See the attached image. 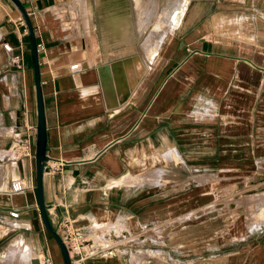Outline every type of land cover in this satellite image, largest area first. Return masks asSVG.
Listing matches in <instances>:
<instances>
[{"label":"crops","instance_id":"0c3cea01","mask_svg":"<svg viewBox=\"0 0 264 264\" xmlns=\"http://www.w3.org/2000/svg\"><path fill=\"white\" fill-rule=\"evenodd\" d=\"M18 1L41 46L48 221L61 239L66 218L108 245L82 264H264V190L248 225L219 228L211 216L226 184L264 182V0H187L146 57L151 17L139 28L142 0L122 4L132 28L114 36L102 33L112 11L105 2L100 14L99 0ZM19 15L0 0V195L17 208L0 206V264H10V246H29L36 258L56 245L40 221L33 155L12 154L25 138L34 151L36 122L32 48ZM13 179L22 193H10ZM226 229L244 233L219 255Z\"/></svg>","mask_w":264,"mask_h":264},{"label":"rangeland","instance_id":"374dc122","mask_svg":"<svg viewBox=\"0 0 264 264\" xmlns=\"http://www.w3.org/2000/svg\"><path fill=\"white\" fill-rule=\"evenodd\" d=\"M186 1L187 0H153L151 5H146L147 3H149L148 0H142L141 5L137 6V19H138L137 24L139 25V28H141L142 25L146 24L147 20H149L150 17L152 19V22H150L151 19L148 21L151 25H149L148 29L146 30L145 36L140 44V48L144 52V56H145L146 48L148 46L153 47L161 43L162 36L165 33V28L167 27L169 29L176 22V13L181 11ZM98 2H99L98 10L100 14H102V10H103L102 8H104L103 3L104 2L107 3V0H99ZM112 2L114 3L107 5L109 10H113L111 12L114 13H110V14H113L112 16H114L116 22L114 21L113 24H110L107 30L110 33H112L113 36L116 34L122 35L123 33L129 32V30H131L132 28L131 23L126 21L124 11L121 10L122 4L123 7L126 6L128 10L127 0H112ZM128 15H129V11H128ZM141 19H143V23ZM100 25L102 28L103 35L106 36L105 33L106 24L104 22H101ZM104 42L106 46L114 45L115 39H111V40L107 39ZM121 42L122 44H124L125 39L122 38ZM3 160L4 157L0 158V167L2 169L4 166L2 164ZM262 185H264V182H262L261 180L258 183L256 182L250 184L244 183L243 186L242 184L239 185L233 183L226 184L225 187L227 186V189H221V191H219L216 200V203H218L220 207L214 209L215 210L214 213L211 214V216L213 215L212 217L214 221L217 222V224L219 225V228H221L223 225H225L226 228H231L234 222H240L248 225L249 223L256 221L258 215H256L257 212H253V205L257 202L256 199L258 198V196H256L257 194L256 192L260 190H264L263 189L264 187H262ZM231 206L232 209L228 210L227 214H225L226 212L225 210H227ZM263 208L264 206L262 207V210ZM226 230L227 231L225 233L219 231V236H218L219 255L226 254L229 251H231L232 247H230L229 242L231 240L237 239L238 236H241L244 233L242 230L232 231V232L231 231L229 232L228 229ZM56 246L57 245L55 244L52 245V248L50 249L51 252L49 251L47 255L50 257L51 261L54 262V264H62L59 250ZM23 249H30V248L29 246H25L22 248L17 246L16 253L14 254V258L8 257L6 258L7 259L6 262L10 264H28V262H26L25 260L24 262H20L19 260L20 259L19 255ZM144 254H145L144 252H140V254H138V257H141ZM39 257L40 255L36 258L39 259ZM223 260L224 259L219 260L218 264H223L224 262Z\"/></svg>","mask_w":264,"mask_h":264},{"label":"water","instance_id":"95a60500","mask_svg":"<svg viewBox=\"0 0 264 264\" xmlns=\"http://www.w3.org/2000/svg\"><path fill=\"white\" fill-rule=\"evenodd\" d=\"M20 15L22 16L27 32L30 38V44L32 48V72H33V81H34V90H35V105H36V122H35V141H34V151H33V160H34V178H35V191L37 198V208L39 212V217L41 224L43 226L44 231L55 241L57 248L59 250V254L61 257L62 264H71L65 246L62 243L61 238L57 235V233L51 227L48 217H47V203L43 201L42 196V187L41 180L42 175L46 172V157H45V124H44V109H43V101L40 89L39 82V71H38V62H37V50L35 45V39L33 35V30L27 16L26 11L22 7L21 3L18 0H10ZM12 196L15 195H11ZM8 195H0V206L6 208H16L15 205H10L6 203V199ZM10 198V197H9Z\"/></svg>","mask_w":264,"mask_h":264},{"label":"built area","instance_id":"2783aa9c","mask_svg":"<svg viewBox=\"0 0 264 264\" xmlns=\"http://www.w3.org/2000/svg\"><path fill=\"white\" fill-rule=\"evenodd\" d=\"M18 22L23 27V32L27 33V28L23 18L19 15ZM3 50L10 52V47L7 45H2ZM36 48H41L37 45ZM19 57L17 55H11V63L18 64ZM71 69H76V65L70 67ZM12 154L14 160H20L24 158H30L33 155V147L31 143L25 138L16 140L12 147ZM9 191L12 194L23 192V183L19 179H13L10 182ZM8 216L11 219L17 218V212L10 211ZM59 227L63 233L62 243L65 246L71 264H82L86 259L93 258L100 253L105 252L104 248L107 244H96L89 240L87 236L79 229L73 228L70 225V221L63 218L59 221ZM40 259L34 258L31 260L30 264H52L51 259L48 255H40Z\"/></svg>","mask_w":264,"mask_h":264},{"label":"bare ground","instance_id":"6f19581e","mask_svg":"<svg viewBox=\"0 0 264 264\" xmlns=\"http://www.w3.org/2000/svg\"><path fill=\"white\" fill-rule=\"evenodd\" d=\"M108 1H109V3H108ZM111 3H114V2H112V0H107V3L106 4H111ZM105 5V4H104ZM107 7H108V5H107ZM106 10V9H105ZM110 11V10H109ZM113 11V10H112ZM107 12H108V8H107ZM109 13H114V12H109ZM108 13V17H107V19H106V21H107V24L105 25V26H107L106 27V29H108L109 28V25L110 24H113L114 23V21L115 20H113L114 18H111V16H110V14ZM111 21H113V22H111ZM158 41V40H157ZM156 41V42H157ZM159 45H156V46H153V47H155V49H157V47H158ZM156 51V50H155ZM6 158V156H5V152H0V158ZM172 163V162H171ZM2 174H3V169L0 167V178L2 177ZM12 227H13V225H11ZM10 226V227H11ZM16 227V226H15ZM94 236V235H93ZM93 238V237H92ZM16 245H13V246H10L7 250H6V252H5V256L8 258H14V254L16 253ZM107 249V248H106ZM33 253H32V251H31V249H23L22 251H21V253H20V262H24V260L26 261V262H28V264H29V262L31 261L30 259H31V255H32ZM34 259V258H33ZM7 260V259H6ZM12 260V259H11Z\"/></svg>","mask_w":264,"mask_h":264}]
</instances>
